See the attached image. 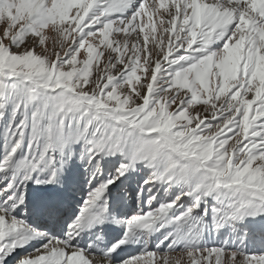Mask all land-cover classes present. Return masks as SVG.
Returning <instances> with one entry per match:
<instances>
[{"label": "snow or ice", "instance_id": "6c2138e0", "mask_svg": "<svg viewBox=\"0 0 264 264\" xmlns=\"http://www.w3.org/2000/svg\"><path fill=\"white\" fill-rule=\"evenodd\" d=\"M0 146V264H264V0H0Z\"/></svg>", "mask_w": 264, "mask_h": 264}, {"label": "rangeland", "instance_id": "374dc122", "mask_svg": "<svg viewBox=\"0 0 264 264\" xmlns=\"http://www.w3.org/2000/svg\"><path fill=\"white\" fill-rule=\"evenodd\" d=\"M0 147H2V146H0ZM134 185H136V184H135V181H134ZM130 205H131V207H132L131 209H133V208H134L133 202H131Z\"/></svg>", "mask_w": 264, "mask_h": 264}]
</instances>
